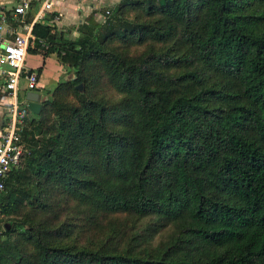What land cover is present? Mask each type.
<instances>
[{"label": "trees", "instance_id": "obj_1", "mask_svg": "<svg viewBox=\"0 0 264 264\" xmlns=\"http://www.w3.org/2000/svg\"><path fill=\"white\" fill-rule=\"evenodd\" d=\"M109 9L33 27L76 79L22 132L0 264H264V0Z\"/></svg>", "mask_w": 264, "mask_h": 264}, {"label": "built area", "instance_id": "obj_2", "mask_svg": "<svg viewBox=\"0 0 264 264\" xmlns=\"http://www.w3.org/2000/svg\"><path fill=\"white\" fill-rule=\"evenodd\" d=\"M14 13L24 17L32 10L33 3H40L41 7L37 13V20L43 19L53 9V0H17ZM107 14L109 12L107 11ZM18 27L10 24L6 14H0V35L3 37L0 45V84L3 85L7 97L13 99L12 117L6 127L0 131V206L6 192V182L11 171L18 167L23 159L22 132L31 117L32 112L28 109L27 103L19 99L20 85L23 78L28 82V90L35 91L38 82L36 73L26 72V61L29 49L34 47L36 38L28 26ZM44 44L43 41H40ZM2 214L0 208V238L4 229L1 223Z\"/></svg>", "mask_w": 264, "mask_h": 264}, {"label": "crops", "instance_id": "obj_3", "mask_svg": "<svg viewBox=\"0 0 264 264\" xmlns=\"http://www.w3.org/2000/svg\"><path fill=\"white\" fill-rule=\"evenodd\" d=\"M122 0H53V9L49 12L45 18L37 20V13L40 10V3H33L32 10L29 11L24 17L18 16L14 13V9L17 5V0H0V14H6L9 18L10 24L18 27V31H23L22 25L28 26L33 30L36 23L42 22L51 26L54 31L66 39H76L80 36L79 27L85 23L87 17L93 12H97L96 18L99 21L104 20V16L101 12L105 9L113 8L118 5ZM6 36L0 35V45L2 39ZM29 58L32 60L27 64ZM56 60V61H55ZM55 61L59 66L58 74L47 77V67L49 62ZM41 69V72L39 70ZM27 75L30 73H36L38 75V82L36 90L41 94L43 100L49 99L48 95H45L46 91H53L58 85L62 77H66L68 74L67 69L62 66L56 54L50 56H43L39 53H29L26 61ZM30 92L28 90V82L25 78L22 79L19 91V99L23 98V103H27L26 95ZM14 102L13 99L7 97L3 85L0 84V131L3 130L9 123L12 117V106L10 104Z\"/></svg>", "mask_w": 264, "mask_h": 264}, {"label": "water", "instance_id": "obj_4", "mask_svg": "<svg viewBox=\"0 0 264 264\" xmlns=\"http://www.w3.org/2000/svg\"><path fill=\"white\" fill-rule=\"evenodd\" d=\"M75 79H76V77L73 74L71 75V77L67 76L65 78L66 81H71V80H75ZM77 89L80 92H83L84 87H83V85L80 84L79 86H77ZM47 100H48V98L43 100L41 97V94H39V92H37V91H30L26 95V101H27L28 109L34 115H40V113L42 111V107H43V102L47 101ZM5 227L9 230L11 227V224L7 223L5 225Z\"/></svg>", "mask_w": 264, "mask_h": 264}, {"label": "rangeland", "instance_id": "obj_5", "mask_svg": "<svg viewBox=\"0 0 264 264\" xmlns=\"http://www.w3.org/2000/svg\"><path fill=\"white\" fill-rule=\"evenodd\" d=\"M105 10H106V9H105ZM109 10H110V9H109ZM103 11H104V10H103ZM103 11H102V13H104ZM55 61H56V60H55ZM55 61H53V62H49V63H48L47 72H46L47 77H48V76L51 77V76H54V75L58 74L59 66L57 65V63H56ZM30 62H31V65H33L32 60L29 58L27 64H29ZM71 75H72V74H68L69 77H71ZM62 78H63V77H62ZM62 78H61V79H62ZM61 79H60V80H61ZM48 92H51V91H46V92H44V94L47 95L46 93H48ZM1 223H2L3 226L5 225V223L3 222V220L1 221ZM168 235H169V232H164L162 235H160L158 238H156L155 241H156L157 243H159V242L165 240V239L168 237Z\"/></svg>", "mask_w": 264, "mask_h": 264}]
</instances>
